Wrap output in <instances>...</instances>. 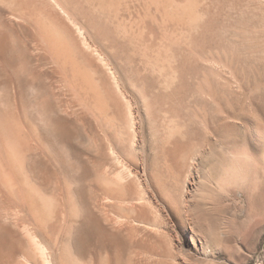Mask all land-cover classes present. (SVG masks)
<instances>
[{
  "label": "rangeland",
  "instance_id": "1",
  "mask_svg": "<svg viewBox=\"0 0 264 264\" xmlns=\"http://www.w3.org/2000/svg\"><path fill=\"white\" fill-rule=\"evenodd\" d=\"M114 1H116L117 13L120 19L122 18L120 24L123 37L122 35L121 37H114L109 34L111 36L106 41V44L111 45L114 49L112 66L116 71L119 70L120 77L125 83H129L128 86L134 87H132L133 93L130 94L135 97L134 99H137L136 96L138 98L141 95L144 97L143 87L150 89L153 94V98L150 97L148 101L152 103V108L147 113L146 111L143 114L141 113L140 116L142 125L140 138L142 143H140L141 148L139 147L138 152L144 157L148 168L154 174L156 173L155 175L163 185L162 187L167 191V196L169 194V197L173 200H168L166 206L155 193L156 200L154 201L157 202V208L152 211L145 208L146 213L144 212L143 217L156 225L155 232L142 230L143 227L134 221L137 218V213L132 212L124 204L119 205L116 201L107 202L104 211H100L95 207L97 200L94 199L99 192L98 187L100 185L98 177L104 171L113 173V171L118 172L121 169L120 165L113 160L110 148H118L117 155L120 157L135 154V150L130 146L132 132L128 122L126 104L114 88L109 75L99 71L101 72L99 79L100 73L96 74L92 70L89 72V75L92 72L90 77L99 74L92 79L96 83L102 80L98 84L102 88L104 96L109 97L107 100L110 105L103 107L104 114L100 116L87 106L83 109L78 107L77 115L71 118L72 130L70 129L69 133L61 127L60 129L54 128L56 127L54 125L50 127V124L45 122L43 118L45 112L48 113L51 106L58 111V114L64 116L65 114L60 112L59 106L66 105L68 101L79 105L81 99L77 92L70 91L60 71L48 69V71L45 70L46 72L43 71V75L37 81L38 87H35V89L26 87L24 90L26 89L25 91L28 92L22 91L25 95V97L23 95L24 106L27 105L23 109L16 108L13 103L14 95L19 94L17 88L8 92L0 87V109L3 111L11 110L10 112L14 114L17 113L15 115L22 134L31 143V156L34 157H31L33 158L31 159L32 166L35 167L39 177L41 179L43 177V182L49 186V197L53 198L55 194L54 200H51L53 202L50 201L51 208L49 207L51 210L53 207V211L45 212L44 218H41L43 221L40 220L42 226H38V220L37 222L34 220L37 218L33 217L29 207L24 205L22 200H18V196H12L7 190L5 191L0 180V207H4L3 209L0 208V214L6 213V211H20L19 221L37 229L38 235L46 242L50 251L54 252L55 264H99V262L100 264H264V152L251 148L248 138L250 137L248 133L250 131L246 132L249 128L246 126L247 123H244V120L245 122L249 120L248 122L264 125V59L263 55L254 52L253 46H251L253 39L264 34V26L260 23L264 13L254 9L257 5L254 0H250V8L246 9L244 7L246 9L244 14L240 12L242 0L240 2L239 0H204V2L199 0L197 3V0H190V3L196 4L195 15L197 18L201 17L196 26L189 19H186L185 22L182 21L183 13L189 10L184 8L183 12V7L180 9L179 0ZM221 2L224 3L220 4ZM187 6L189 7L188 4ZM188 17L190 16L188 15ZM122 20L123 22H121ZM107 22L110 24V21ZM108 28L111 27L108 26ZM24 34H19L21 40L14 36L20 53L21 51L22 53L25 52L22 42L26 40L28 35L27 33ZM181 36L187 37L188 43ZM248 47H251V49ZM201 48L207 53L210 51L222 58L232 54L241 64H239V69L244 76L243 88H241L242 86L239 88L242 90H238L235 86L224 88V84L221 82L220 106L210 101H204V99L197 96L198 82L204 78V74L207 72L206 69H203L206 68L204 62L197 60L196 57V50ZM149 60L154 64L159 62L160 67L165 66V68H162V72L167 73V79L171 82L170 87L162 89L158 87L160 72L154 71V74L152 69L145 70V62ZM196 62L199 66L197 68L194 64ZM29 65L31 64H28L25 68L28 72L23 71V75L21 74L24 82L33 80L32 66L28 68ZM223 76L229 77L228 74ZM0 81H3L2 77H0ZM244 84H246L245 87ZM236 88L238 91L233 92ZM240 91L243 93H240ZM252 91L257 94L254 95ZM49 97L50 99H48ZM6 98H12L10 105L3 102ZM43 99L45 102L48 100L45 103ZM155 101L158 102L156 105H160L159 107H161L163 113H155L153 110ZM133 104L134 108H137L138 99L134 100ZM202 108L206 109L207 120L199 122L196 120L195 115L199 114ZM43 111L45 112L43 113ZM226 116L228 120L225 118ZM19 118L22 120H19ZM222 118H225L229 124L232 123L231 127L226 121L224 123L222 121L217 122ZM164 120L176 128L173 135H167V124ZM222 120L224 121V119ZM218 127H221L222 130ZM54 131L60 139L65 138L69 141L68 144H72H69L67 148V145L54 143V140H52L54 138H51V133ZM1 136L0 131V161H3L1 164L6 167L7 156L1 143ZM44 138L51 139L50 141H52L55 148L51 149L49 144L42 142ZM37 141L41 142L38 143ZM36 145L38 149L35 147ZM255 151L257 152L255 153ZM60 153L63 154V157ZM52 155L58 158L52 157ZM63 158L73 162L70 161L73 164L70 167L77 176L83 174V168L87 169L91 178L88 184L91 187L90 199L92 201H84L87 203L89 201L88 204L93 206L95 213L102 220L103 227L115 237L100 236L99 232L93 229L89 231L90 228L86 226L87 219H85L87 215L78 206L79 203H75L79 200L74 201V197L70 198L65 193L68 188L65 187V179L62 175L65 173L62 164ZM166 161L170 162L167 163ZM37 162L39 163L37 164ZM47 170L49 171L48 176L45 174ZM179 173L181 177H179ZM22 177L24 179V176ZM169 177L173 181V186ZM55 179H58V181ZM58 187L61 189L59 190ZM193 187L196 191H199L195 197L193 195L196 191L193 190ZM13 188L16 190V186ZM150 190L152 191V186H150ZM185 190L187 194L184 193ZM60 195H65V200ZM7 204H9V207ZM15 208L16 210H14ZM116 218H120L121 222ZM114 222L118 224L113 225ZM43 224L50 227L49 230L46 231ZM181 225L192 230L195 229V232L199 235L198 239L200 237L198 250L186 241V235L183 234L184 231ZM137 228L140 230L138 231ZM116 229L117 232L114 233ZM50 234L52 237L49 236ZM136 234L138 238L135 236ZM47 239H50L51 242L55 241L54 246ZM5 251V246L1 245L0 242V264H8L7 252L5 253ZM181 253L190 255L189 263L182 261ZM31 258L33 264H43V261H39L41 258L39 259L37 255L31 254ZM35 258L38 260L36 263H34ZM13 264H16V262Z\"/></svg>",
  "mask_w": 264,
  "mask_h": 264
},
{
  "label": "bare ground",
  "instance_id": "2",
  "mask_svg": "<svg viewBox=\"0 0 264 264\" xmlns=\"http://www.w3.org/2000/svg\"><path fill=\"white\" fill-rule=\"evenodd\" d=\"M240 1L241 0H239V2ZM179 2H180V6H181L180 9L183 7L182 10L184 8L189 10L188 12L187 11L184 12V10H183L184 13L182 12L183 13V16H182L183 18H181L182 21L185 22L186 19H189V21L191 23H194L197 26L198 20L201 17L197 18V16L194 13L196 10L195 9L196 4L190 3V0H179ZM197 2H199V0H197L196 3ZM202 2H204V0H202ZM254 2H256L257 5L255 6V8L254 7L253 8L256 10L262 11L264 13V0H254ZM223 3L221 2L220 4H223ZM187 4L189 5V7L187 6ZM244 7L246 9L251 7L250 0H242V5L240 8L241 14L246 13V12H244V10L246 11V9ZM163 9H164V7H163ZM161 12H163V11H161ZM166 14H167V12H166ZM188 15L190 17H188ZM248 18H249V16H248ZM121 19L117 13L116 1H114V0H0V63H1L0 64V77L3 78V81L2 82L0 81V87L3 88L4 91H8V92L11 89L15 90L17 88L19 94L14 95L13 103L16 106V108L23 109L24 107L27 106L26 104L24 106V100L23 99H24L25 95L22 92L24 90V88L27 87L28 89H31V88L35 89V87H38L37 81L43 75V71L46 72L45 70L48 71V69H52L53 71H60L63 74L64 80H65L66 84L68 85V87L70 88V91L77 92V94L80 96L81 101H80L79 105L74 104L73 101H71L73 103H69V101H68V103H66V105L59 106V110L61 113L65 114L64 116H61L60 114H58V111H56L55 108L53 109L51 106L49 110L47 108L48 113L43 111V113L45 112V114H44L45 117L43 119L45 122L50 124V127H52V125L56 126L54 128H58V129H60V127H61V128H64V130H66L69 133L70 129H71V125H72L71 118H74L77 115V111H78L77 108L78 107H79V109H81V108L83 109L86 106L88 108L90 107L96 114H99L100 116H102L104 114L103 107L105 105H110L108 100H107L109 97L104 96L102 88L98 84L102 80L99 81L98 83H96V81L94 79H92L96 75L92 76V78H91L90 76L92 75V72L90 75H89V72L93 70L96 74L100 73L99 79L101 77V72H99V71H102V73L104 72V73L108 74L109 77L111 78V81L114 85V88L116 89L120 98H122V100L126 104V108L128 111V117H129L128 122H129L130 129L132 132V134H131L132 138H131L130 146L132 149L135 150V154L120 157L117 155V153H118L117 149L118 148H115V147L110 148V151H112L111 153L113 154V157H112V158H114L113 160L118 165H120L121 169L118 170V172L113 171V173H110L109 171H106V172L104 171V173L98 177V182L100 183V185L98 187V191L100 193L98 192L97 196L94 199L95 201L97 200V202L95 203V207L97 209H99L100 211H102L105 207V203H107V202L116 201L117 204H119V205L124 204L125 207L130 209L132 212H134L135 214L137 213V218L134 221L138 225L140 224L143 227L142 230L155 232L156 225L147 221L143 217V214L145 212V208L150 209L151 211L155 210L157 208V206H156L157 202L154 201V200H156L155 193L159 197L160 201L162 200V202L166 206H167V202H169L168 200H173V199L169 197V194L167 196V191L162 187L163 185L159 181L158 177L155 175L156 173L154 174L153 171H151L148 168V166L145 163L144 157L142 156V154H140L138 152L139 147L141 146L140 143H142L141 138H140L141 137L140 130L142 127L141 122H140V119H141L140 116H141V113L143 114V113H145V111L147 113L149 111V109L152 108V103H150L148 101H149L150 97L153 98V94L151 93L150 89H146L143 87L144 97H142V95H141V97L139 96V98L136 96V98L138 99V107L134 108L133 101L137 100V99H134L135 97H132L130 95L133 93L134 87L128 86L129 83L128 84L125 83L123 81V79L120 77V74L118 73L119 70L116 71V69L112 66L113 65L112 61L114 60V56H113L114 55V53H113L114 49L111 45L106 44L107 43L106 41L109 40V37L111 35L114 37H121V35L123 34V32L121 30V24H120ZM247 20H249V19H247ZM107 21H110V24ZM163 21H165V20H163ZM121 22H123V20ZM260 23H261V25L264 26V17L260 20ZM247 24H248V22H247ZM108 26H110L111 28H108ZM259 27H261V26H259ZM237 28H236V31H237ZM164 31H165V29H164ZM20 33H23V34L27 33V35H28L26 40L25 41L23 40V42H22L23 44L21 43L22 46L24 47L23 48L25 51L24 53H22V51H21V53L19 52V49L16 46V40L14 39V36H16L19 40H21L20 35H19ZM109 34H111V35H109ZM122 37H123V35H122ZM182 39H184V41H186V43H188L187 37L184 36V37H182ZM19 42H21V41H19ZM251 42H252V44L251 43L250 44H251V46H253L252 47L253 51L256 53L262 54L263 59H264V34L260 35V37H256ZM186 43H185V45H186ZM161 45H162V43H161ZM164 46H166V45H164ZM234 46H235V44H234ZM248 48L251 49V47H248ZM196 51H194V52L197 53L196 54L197 60L204 62V65H205L204 67H206V68H203V69L207 70V72L204 74V78L198 82V87H197V96L198 97L204 99V101H210L213 104L220 106L221 105L220 95L222 92V89H221L222 83L224 84V88H226L227 86L228 87L235 86L238 88V90H242L239 88L241 86H242L241 88H243L242 83L244 81V76L241 73L242 71L240 72V69H239L240 62L238 60H236V57H234V55L231 54V56H225V58H222L220 56L212 54L210 51H209V53H207L203 48L198 49ZM239 52H241V51H239ZM121 56H119V57H121ZM140 63L142 64L143 62H140ZM28 64H31L28 66V68L30 66H32L31 68H32L33 80L31 82H24V80H22L23 76L21 77V74L23 71H25V73H26V71L28 72L27 69L25 70V68L27 67ZM194 64H195L196 68L199 67L197 62ZM145 66H146L145 67L146 71H147V69H149V70L152 69L153 70L152 73H154V71L160 72L159 80H158V87L160 89L168 88L171 86V82L167 79V73L162 72V68H165V66L160 67L159 62H155V64H154L151 60L145 62ZM30 72H31V69H30ZM53 74H54V72H53ZM226 74H228L229 77L223 76ZM246 74L249 75L248 73H246ZM95 79H98V78H95ZM245 85L246 84H244V87H245ZM51 88H53V87H51ZM224 88H223V90H224ZM237 88H236V90H233V92L238 91ZM25 90H24V92H28ZM261 91H262V89H261ZM241 92L242 91H240V93ZM3 93H5V92H3ZM31 94H32V92H31ZM137 94L138 93L136 92V95ZM253 94H254V92H253ZM256 94H254V95H256ZM23 95H24V97H23ZM139 95H140V93H139ZM48 99H50V97ZM11 100H12V98L11 99L6 98L3 102L6 103L7 105H10ZM27 100H28V98H27ZM41 100H42V98H41ZM47 100H46V102H47ZM239 100H241V99H239ZM43 102H45L44 99H43ZM57 102H58V100H57ZM107 102H108V104H107ZM157 103L158 102L155 101V103L153 104V107H154L153 110L155 111V113L157 112V113L161 114V113H163L162 112L163 110L161 109V107H159L160 105L159 106L156 105ZM36 104H39V103H36ZM238 105H240V104H238ZM41 110H43V109H41ZM118 110H119V108H118ZM222 110H221V112H222ZM10 111H3L0 109V131L2 134V136H1L2 142L1 143L3 144V147L6 151V156H7L6 167H4L5 165L3 166L1 164V162H3V161H0V177H1L0 180L2 181V185L5 188L4 190L5 191L7 190L10 194H12V196L13 195L15 197L18 196V200H20V201L22 200L23 204L27 205L29 207V211L33 214V217L37 218L34 220L36 222L38 220V223H39L38 226H42V224H41L42 222H40V220L43 221L41 218H44V213L51 210L50 209L51 208L50 207V205H51L50 201L54 198L55 194L53 195V198L49 197V195H50L49 186H47L46 183L43 182V177L41 179L39 177V175L37 174L35 167L32 166L31 159H33L34 157L31 156V154H32L31 153L32 147L30 145L31 143H29V141L25 138L26 136L24 135L25 136L24 137L22 134L21 128H20L19 124L17 123V116H16L17 113H15L16 114L15 115L14 113H12ZM78 113H81V112H78ZM109 118H110V116H109ZM195 118L199 122L200 121L201 122L206 121L207 120L206 109L202 108L201 112L199 114L195 115ZM225 118L227 119V116ZM225 118H222V119H224V121L221 119V120H217V122L222 121L224 123L226 121ZM103 119H105V118H103ZM19 120H22V119L19 118ZM229 120H231V119H229ZM27 121H28V118H27ZM246 121H247V119H246ZM248 121L245 122V120H244V123H247L246 126H248V128H249V130H246V132L250 131V132H248L250 134V137H248V138L250 140L251 148L254 150H259V151L264 152V125H261L258 123H253V122H248ZM170 122H172V121H170ZM165 123H166V121H165ZM31 124H33V123H31ZM166 124H167V127H166L167 135H169V136L173 135L176 128L172 127L169 123H166ZM225 125H227V124H225ZM231 125H232V123L229 124L230 127H231ZM234 125H233V127H234ZM108 128H109V126H108ZM210 128L212 130L211 126H210ZM218 128L220 130H222L221 127H218ZM223 132H224V130H223ZM239 134H240V132H239ZM51 135H52L51 138H54L52 140H54V143H56V144H63L64 146L67 145V148H68L69 144H72V143L68 144L69 141L65 138L60 139L58 137V134L56 133V131L52 132ZM48 136H50V135H48ZM247 136H249V135H247ZM70 139H71V136H70ZM50 140L51 139L44 138V139H42V142L43 141L46 142L47 144H49L51 146L50 148L53 149L54 146L52 144V141H50ZM39 142H41V141H39ZM235 143H237V142H235ZM40 144H43V143H40ZM47 144L44 143L43 145L46 146ZM37 145L39 146V144H37ZM37 145L35 146L36 148H37ZM227 145H229V144L227 143ZM55 146H57V145H55ZM229 146L231 147V145H229ZM36 148H35V150H36ZM40 148H42V147H40ZM227 149H228V147H227ZM50 150H48V151H50ZM55 151L57 152V150H55ZM56 152H55V154H57ZM256 152L257 151H255V153ZM33 155H34V153H33ZM60 155H61V153H60ZM53 156H55V155H52V157ZM61 156L63 157V154ZM31 157H33V158H31ZM55 157H57V156H55ZM62 157H61V159H62ZM146 157H148V156H146ZM41 159L43 160V158H41ZM61 159H60V161H61ZM70 161H68L64 158L62 160V164L64 166V168L62 166L63 171L65 169V173L62 175L65 179V183H66L65 187L68 188L67 190L65 189L67 191L65 193H67V196L70 198L74 197V201L79 200V201H76L75 203L76 204L79 203L78 206H80L83 213L84 212L86 213L87 217L85 219H87L86 220L87 222L85 220H84V222H86V226H88L90 228L89 231H91V229H93L95 231H98L99 232L98 234H100V236L107 235L108 237H115V236H113V234H110L109 231L105 227H103V225H102L103 222L101 223L102 220H100V217L97 216V214L95 213L93 206H90L88 204L89 201H88V203L84 201V200L92 201L90 199L91 187L88 184V182H90L89 179H91V178L88 174L87 169L83 168V174L77 176L76 173L74 172V170L71 169V167H70L71 165H73V164H71L73 162L71 161V163H70ZM41 162H43V161H41ZM41 162H40V164H41ZM168 162H170V161H168ZM4 163H5V161H4ZM38 163L39 162H37V164ZM226 166H227V164H226ZM96 169H97V167H96ZM102 170H104V169H102ZM175 171H176V169H175ZM55 173H56V171H55ZM77 173H78V171H77ZM180 173H179V175H180ZM45 174L48 176L49 171L48 170L45 171ZM22 176H24V179ZM50 177H51V174H50ZM179 177H181V175ZM56 178H58V177H56ZM241 179H243V178H241ZM55 180L58 181V179H55ZM170 180H171V178H170ZM210 181L212 182V180H210ZM50 182H52V181H50ZM92 182H94V181H92ZM172 182L173 181L171 180V185H172ZM176 182H178V181L176 180ZM50 184H52V183H50ZM149 184H150V186H152V191H154V192H152L150 190ZM186 185L188 186L187 182H186ZM15 186H16V190L13 188ZM168 187H169V185H168ZM256 187H257V185H256ZM193 188H194L193 190L196 191L195 187H193ZM51 189H52V187H51ZM58 189H59V187H58ZM187 189H188V187H187ZM65 190H62V191H65ZM197 192H199V191H196V193L194 192L195 194L193 193L194 194L193 197H195ZM3 193H5V192H3ZM184 193L187 194L186 190L184 191ZM188 193H189V191H188ZM191 195H192V192H191ZM64 196L60 195V197H63V198H64ZM92 196H93V194H92ZM2 197H3V195H2ZM64 200H65V198H64ZM95 201H93V202H95ZM51 202H53V201H51ZM7 205L9 207V204H7ZM0 208L3 209L4 207L3 208L0 207ZM14 210H16V208ZM62 210H61V212H62ZM104 210H106V207ZM52 211H53V207H52L51 212ZM97 212H99V211L97 210ZM19 214H20V211H17V210L15 212L6 211V213L0 214V242H1V245L5 246V249H6L5 253L7 252V255L6 254H4V255H6V257H7L8 264H13L15 262H16V264H33L31 254L37 255L39 259L41 258L42 260L40 259L39 261H41V262L43 261V264H55L54 259H53V253L54 252L50 251V248L48 247L46 242L38 235V233L36 232L37 229L30 227L29 225L22 224V222L19 221ZM57 215L59 216V214H57ZM86 215H84V216H86ZM21 216H22V214H21ZM53 216H54V214H53ZM82 216H83V214H82ZM159 216H161V215H159ZM115 217H117V216H115ZM48 219H49V217H48ZM116 219H118V221L121 222V220H119L120 218H116ZM162 219H163V217H162ZM62 220H64V219H62ZM127 220H128V218H127ZM107 222L109 223V220ZM46 224H47V222H46ZM112 224L115 225L118 223L114 222ZM34 225H32V226H34ZM44 226L46 227V231L49 230L48 228H50V227L43 224V227ZM121 227H122V225H121ZM181 227L183 228V231H184L183 234L186 235V241L189 244H191L193 247L197 248V250H198L200 237L198 239L199 235L195 232V229L192 230V229H189V227H185V226L183 227L182 225H181ZM119 228H117V229H119ZM117 229H116V231L114 230V233L117 232ZM137 230L139 231L140 229L137 228ZM41 232H43V231H41ZM121 233H122V231H121ZM52 234H53V232H52ZM118 234H119V232H118ZM134 234H135V232H134ZM49 236L52 237L51 234ZM135 236H137V234ZM140 236H141V234H140ZM137 238H138V236H137ZM119 239L121 240V238H119ZM48 240L50 241V239H47V241ZM51 243H53V246H54L55 241H53ZM109 243H110V241H109ZM111 243H112V240H111ZM80 251H82V250H80ZM129 252H131V251H129ZM201 252H202V250H201ZM36 259L37 258L34 259L35 260L34 263H36V261H38ZM181 259L184 263H189L190 262V255H185V254L181 253ZM99 264H100V262H99Z\"/></svg>",
  "mask_w": 264,
  "mask_h": 264
}]
</instances>
